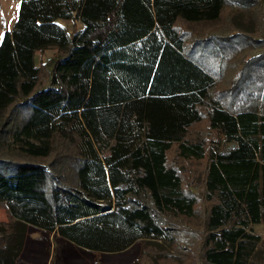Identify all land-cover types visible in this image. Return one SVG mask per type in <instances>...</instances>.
<instances>
[{
    "label": "trees",
    "instance_id": "1",
    "mask_svg": "<svg viewBox=\"0 0 264 264\" xmlns=\"http://www.w3.org/2000/svg\"><path fill=\"white\" fill-rule=\"evenodd\" d=\"M0 119V264L27 226L94 252L166 241L173 260L197 195L198 264H264V0H19Z\"/></svg>",
    "mask_w": 264,
    "mask_h": 264
},
{
    "label": "rangeland",
    "instance_id": "2",
    "mask_svg": "<svg viewBox=\"0 0 264 264\" xmlns=\"http://www.w3.org/2000/svg\"><path fill=\"white\" fill-rule=\"evenodd\" d=\"M18 2L19 0H0V39L3 32L10 29L16 19ZM235 18L237 22L241 23L239 14L235 15ZM56 21L62 24L69 33L80 27L76 20L57 19ZM186 28L193 30L194 27L187 26ZM56 54L58 55V52L54 46L35 50L33 52V63L41 68L45 66L49 69ZM2 120L0 119V137L2 130L6 128L3 127L5 122ZM194 127L192 131L202 136L206 128V122L201 120ZM197 165L201 166V162ZM185 167L187 169L183 172L185 176L184 187L189 179V174L201 169V167L192 168L189 164L182 165L183 169ZM198 188L197 185L196 189ZM205 204L202 197L197 195L192 218L181 221L176 218L177 222L174 220L171 222L177 228L176 238L180 243L175 249L176 254H174L173 260L161 257L164 252H170L171 246L169 247L166 241H160L156 244L146 240L136 241L131 246L120 251L94 252L77 247L68 241L55 237L51 233L27 226L26 236L15 264H198L200 261V243L203 229L201 222ZM6 219L7 214L0 206V220L5 221ZM250 230L252 233L264 238V224H253ZM169 231L171 232V229ZM149 243L152 244L150 245ZM141 253H144V257L137 260ZM260 253L264 254L263 248L260 249Z\"/></svg>",
    "mask_w": 264,
    "mask_h": 264
}]
</instances>
